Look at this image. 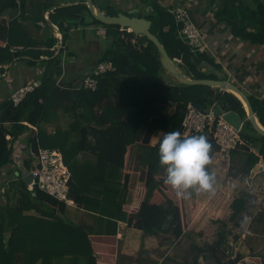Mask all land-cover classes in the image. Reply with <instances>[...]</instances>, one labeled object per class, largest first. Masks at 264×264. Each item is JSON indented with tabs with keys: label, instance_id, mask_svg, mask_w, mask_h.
Listing matches in <instances>:
<instances>
[{
	"label": "trees",
	"instance_id": "1",
	"mask_svg": "<svg viewBox=\"0 0 264 264\" xmlns=\"http://www.w3.org/2000/svg\"><path fill=\"white\" fill-rule=\"evenodd\" d=\"M218 1L220 5L215 16L227 23L234 36L253 44H264V0H252L251 4L247 0ZM114 3L115 0H108L101 9L116 15L121 9ZM144 3L151 6L148 13L142 15L126 11L127 14L152 20L151 30L157 34L172 58L181 59L180 66L186 75L223 79L215 71L206 69V65H210L221 71V65L206 51H195L181 37L182 23L177 21L172 7L156 0H144ZM7 9H19L23 17L26 1L21 0L19 8L17 0H0V14ZM19 17L12 16L9 21L0 18V65L21 60L43 70L35 89L28 92L18 105L9 98L10 95L0 100V169L14 161L17 139L26 135L29 147L28 157L22 162H14L16 168L12 170V175L16 176L14 171L18 170L19 176L10 181L8 186H4L3 193L7 201L5 205H0V224H15L25 220L24 218L28 219L33 242L37 240L34 235L39 237L45 233L44 245L31 246L25 250L32 263L42 259L43 264H51L55 257L71 255L72 264H77L79 257L83 255L87 257V264H97L89 232L83 226L63 217L67 203L37 186L30 189L23 178L38 168V154L43 147L57 148L62 152L71 171V199L85 209L99 213L110 227L113 226L112 231L109 229L110 233H116L118 220H123L129 226L151 234L165 233L175 239L183 237L188 226L183 191H178L165 182L166 171L159 163L158 154L161 139L155 145L151 144V139L160 130L182 132L185 109L189 102L203 108L217 103L225 110H234L246 118L247 112L242 100L233 92L220 88L173 85L167 82L164 79L167 70L162 66L161 54L151 40L133 31L121 30L120 25L102 23L91 14L86 2L57 7L50 14L51 20L63 33L64 47L57 55L51 48L58 38L53 34L42 43L34 40ZM91 24L96 27L95 33L100 26L106 27L105 35L107 38L111 37L109 46L103 50L98 62L111 60L116 69L102 75L95 90L77 88L73 81L63 85L58 79L63 74L64 52L68 47L66 43L70 38V31L79 27L83 29ZM200 60L206 64H202ZM0 70L4 71L5 67L2 66ZM249 99L264 126V99L254 96H249ZM61 110L73 118L68 128L58 125L53 132H48L45 124L58 120ZM246 126H252L249 120L241 131L245 144L231 152L230 171L234 177L242 175L249 178L261 156L264 160V135L257 131L255 135H251L244 131ZM75 134L77 137L74 139ZM205 135L213 145L211 156L219 147L209 134ZM90 136L94 141H90ZM137 141L138 149L129 169H124L125 155L127 152L131 155ZM80 151L93 154L96 162L88 166L80 163L77 159ZM235 164L237 172H232ZM123 171L122 181L119 177ZM134 174L144 182V187H135L134 197L129 204L131 206L127 210L126 196L122 199L112 198L119 197L121 192L122 195H127ZM90 184H95L96 187ZM91 193L96 195L91 196ZM250 196V191L245 190L234 197L229 216L232 228H242L246 218L252 217ZM33 209L41 213V216L24 215L25 210ZM219 221L224 227L228 225L223 219ZM23 224L21 222L19 226ZM20 234L14 230L12 237L5 243L4 232L0 231V264H15L17 249L13 244L15 237ZM228 235L229 230L222 229L213 242L204 246L196 244L194 248L197 255L193 264H198L200 257L208 259L210 256L215 258L217 264L223 263L219 253L222 252V245L227 241ZM239 237L237 234L234 236L235 240ZM242 257L241 253H237L227 264H236Z\"/></svg>",
	"mask_w": 264,
	"mask_h": 264
},
{
	"label": "crops",
	"instance_id": "2",
	"mask_svg": "<svg viewBox=\"0 0 264 264\" xmlns=\"http://www.w3.org/2000/svg\"><path fill=\"white\" fill-rule=\"evenodd\" d=\"M26 1V10L21 17V11L19 9H7V10H16V13L0 14V18H5L9 21L12 16H20L19 19L25 30L28 34L39 42H43L48 38H51L53 34L55 35L56 30L53 28L55 23L51 20L50 14L55 11L57 7L64 5H71L79 2H86V0H25ZM96 5L101 8V6L105 5L108 0H94ZM115 0L116 7L121 9L120 12L127 13L126 11H137L139 9L134 7V2L136 0ZM139 2L142 1V5L139 7L144 13H148L150 11L151 6H148L144 3V0H137ZM163 5H167L170 8L182 6L185 7L193 19V21L198 25L202 32V42L206 44V52L214 58V60L219 63L222 67L221 71L213 69L210 65H206V69L208 71H215L219 76L223 78V80H227L229 82H233L237 84L240 88H242L248 96H254L260 99H264V44H253L248 40H244L243 38L236 37L232 34L230 27L226 22L219 20L215 16L216 9L219 7L220 3L218 0H156ZM250 4L252 0H247ZM120 5H124L121 7ZM20 8V7H19ZM105 11V10H104ZM106 12V11H105ZM144 15V14H142ZM90 20V19H89ZM48 21V22H47ZM57 25V24H56ZM59 27V26H58ZM95 25H87L82 28H74L71 32H80L82 37L80 39L77 36L78 42H91L92 36L94 40L97 38L96 33H94ZM100 28V27H99ZM98 28V30H99ZM81 29L84 31L82 32ZM60 30V28H59ZM98 32V31H97ZM62 35V39L58 36V40L55 45L51 48L55 50V55L59 54L61 48L63 46V33L60 31ZM70 39V38H69ZM68 39V40H69ZM79 43V44H80ZM69 46L68 41L66 43V47ZM68 49V48H67ZM69 50V49H68ZM67 51V50H66ZM71 56L77 57L74 50L71 53ZM101 56V55H100ZM99 56V57H100ZM67 57V56H66ZM65 58V56H64ZM23 61H15L14 63L6 65L4 72L0 75V94L5 92V95H10L14 89L19 86L25 84L26 82L32 79H40L42 75V70L39 66L29 65L27 63H22ZM64 62V59H63ZM202 64H206L203 60H200ZM22 63V64H21ZM97 62L91 63L87 68L81 70L82 64H77L79 66V70L77 72H83V76L86 72H88ZM181 68V66H180ZM182 70V68H181ZM184 72V70H182ZM169 72L164 73V79L173 84H182L175 78H170ZM41 74V75H40ZM69 72L63 68V74L61 75V79L67 78ZM82 76V77H83ZM188 76V75H187ZM193 77V76H189ZM81 79H78L76 84L80 83ZM217 88V87H213ZM232 92V91H231ZM4 95V96H5ZM0 96V100L4 97ZM243 102V101H242ZM244 104V103H243ZM245 107V105H244ZM246 109V107H245ZM247 112V110H246ZM248 114V113H247ZM257 119L259 120L257 114ZM243 118V117H242ZM248 117L243 118L246 121ZM59 119V118H58ZM55 122L52 124H56V128L58 125H61V122H58L56 119L51 121ZM260 122V121H259ZM244 123V125H245ZM261 123V122H260ZM62 128L67 129L62 126ZM165 131L160 130L156 135H154L151 139V144L155 145L158 141L163 137ZM257 133V132H256ZM255 135V134H252ZM141 133H139V137ZM77 135H73L75 139ZM90 141H94V138L90 136ZM140 141V140H138ZM138 141L135 143L133 150L131 152L130 158H133L134 153L138 149ZM256 151L255 148H252ZM14 161L9 163L7 166L0 169V205H5L7 199L5 197L4 186L8 185L10 181L16 178L13 177L12 170L16 168L14 162H22V160L28 157L29 147L26 143V135L21 136L16 140L15 148H14ZM257 152V151H256ZM77 159L80 163L88 166L90 164H94L96 162V157L88 151H80L77 154ZM260 162H262L264 166V160L261 156ZM17 163V162H16ZM15 163V164H16ZM129 153L127 152L125 155V168L129 169L130 165ZM256 175H260L264 177V168L258 172ZM255 175V176H256ZM254 176V178H255ZM124 171L120 173V179L123 181ZM253 178V179H254ZM262 179V178H261ZM261 181L262 185L264 183V179ZM249 182V181H248ZM251 183V182H249ZM92 187H96L95 184H90ZM144 187V182L136 178L134 174L133 179L131 181V189L129 192L122 195V192L119 193L118 196H113L112 199H122L125 196L126 205L125 208L128 210L131 205H129L134 197V189L135 187ZM96 195V193H91V196ZM15 199L12 201V203ZM114 208H117L114 205ZM231 208V207H230ZM262 209V208H261ZM132 212V211H129ZM24 215L26 216H41L36 210H25ZM256 214L252 215V220H256V222H260L262 225L256 226V224H252L250 221L248 225L247 232L244 234L243 238L247 240V245L240 249L242 255H247L250 252V249L254 250L253 253H259L264 256V209L261 210L260 215L256 217ZM66 219H69L75 224L81 225L84 227L86 231L89 232V239L92 244V248L95 256L97 257V264H161L165 260H170L167 256L170 255V252H165L161 255V259L159 257L152 258L154 256L153 251L155 249H162L164 251L169 246L168 244H160L158 240V235L151 234L146 232L143 229H139L134 226H129L126 221L118 220V226L116 233H110L113 229V226L110 227L105 220L99 215V213L89 211L85 209L83 206L78 205L75 201L72 203H67L65 214L63 215ZM25 220H20V222H15V224H0V231L4 232V241H7L12 237L11 234L14 230L20 232V236H16V241H14V247H16L17 252L14 255V263L15 264H43L42 259H38L36 262L32 263L31 257L26 254V249L31 246H42L45 244V233L43 235H39L36 237L37 240L33 242L31 239V231L32 228L28 226L29 220L24 218ZM24 223L22 226H19L20 223ZM27 224V225H26ZM252 224V227H251ZM91 229V230H89ZM41 231V230H39ZM36 234V233H34ZM41 234V233H40ZM1 239V238H0ZM43 239V241H42ZM3 241V242H4ZM252 241V243H248ZM261 241V242H259ZM1 244V240H0ZM248 249V251H247ZM140 251H142L141 257ZM159 253V250L156 251ZM238 252V253H240ZM161 253V252H160ZM247 253V254H246ZM252 253V252H251ZM165 254V255H164ZM73 256L66 255L64 257H55L51 264H72ZM77 264H87V257L80 256Z\"/></svg>",
	"mask_w": 264,
	"mask_h": 264
},
{
	"label": "rangeland",
	"instance_id": "3",
	"mask_svg": "<svg viewBox=\"0 0 264 264\" xmlns=\"http://www.w3.org/2000/svg\"><path fill=\"white\" fill-rule=\"evenodd\" d=\"M133 1V0H132ZM131 1V3H132ZM134 7L139 9L137 11H130L131 13H142L139 8L143 3L142 1H133ZM142 3V4H141ZM124 7V5H120ZM138 16V15H137ZM48 22V21H47ZM123 30V28L121 29ZM128 30V29H127ZM94 31V30H93ZM96 31V30H95ZM96 32V39L92 36L91 42L85 43L78 42L77 36L82 37L80 32H71L70 39L68 40L69 46L67 47V51L64 52L63 68L69 72V76L65 79H61V76L58 79L63 85L68 84V82L73 81L77 82L78 79H82L83 72H77L79 70V66L77 64H82L81 70L87 68L91 63L98 62L99 56L102 54L103 50L107 48L110 44L109 40L111 37L107 38L105 35L106 27L100 26L99 30ZM129 31V30H128ZM95 33V32H94ZM135 41V40H134ZM80 43V44H79ZM75 52L77 57L68 56L69 52ZM23 63V62H22ZM21 63V64H22ZM182 68V67H181ZM183 69V68H182ZM1 72V70H0ZM2 71L1 73H3ZM168 72V71H167ZM166 72V73H167ZM170 78H174L170 73H168ZM41 75V74H40ZM85 75V74H84ZM232 91V90H231ZM230 91V92H231ZM234 92V91H233ZM5 95V92L0 94ZM2 96V97H3ZM6 96V95H5ZM4 96V97H5ZM72 117L70 114L65 111L59 112L58 122H61V125L64 127H68L70 122L72 121ZM55 120V119H54ZM55 122H49L45 124V128L48 132H53L56 129V124H52ZM244 131L249 134H256L255 128L253 126H246ZM213 147V145H212ZM129 160L131 162L132 157ZM231 166V158L227 159L222 156L221 153H213L211 155L210 164L207 166L209 170L214 171L216 174V180L214 182V191H195L192 189L182 190L183 191V201L184 207L186 210V232L180 239H175L171 235H167L165 233H160L158 235V240L160 244H168L167 249L162 251V249L158 248L153 251L155 257H159L161 259V255L165 252H170V255L167 256L172 261L165 260L161 264H193L196 259L197 251L194 246L196 244H200L204 246L209 242H213L217 239V233L219 230L225 229L229 230L230 235L227 237V241L222 245V252L219 253L222 257L223 263L219 264H227L230 258H234L240 249H243L245 245H247V240L243 238L244 234L247 232L248 225L250 221L252 224L262 225L260 222L254 223L256 220H252L250 218H246L243 223L242 228H232V224L229 221V216L231 214V203L237 195L241 194L242 191L249 190L250 191V199L249 203L251 205L250 214H256V217L260 215L261 210L264 209V183L262 185L261 181L264 177L260 175H256L251 183L248 182V178L239 175L238 177H234L231 175L230 171ZM236 166H233L232 172L236 171ZM18 170H15V175ZM15 177V176H13ZM262 178V179H261ZM8 186V185H7ZM186 192H191V195H187ZM255 198V201H254ZM262 208V209H261ZM225 220L228 225L224 227L221 225L219 220ZM251 224V227H252ZM263 226V225H262ZM235 234L240 237L235 240ZM261 242V241H259ZM252 243V241L248 242ZM159 250V253L156 251ZM264 250V249H263ZM248 251V249H247ZM161 252V253H160ZM253 253L254 250L250 249L249 253ZM241 253V252H240ZM164 254V255H165ZM242 254V253H241ZM247 254V253H246ZM142 251H140L139 257H141ZM198 264H217L215 258L210 256L208 259H204L200 257L198 259Z\"/></svg>",
	"mask_w": 264,
	"mask_h": 264
},
{
	"label": "built area",
	"instance_id": "4",
	"mask_svg": "<svg viewBox=\"0 0 264 264\" xmlns=\"http://www.w3.org/2000/svg\"><path fill=\"white\" fill-rule=\"evenodd\" d=\"M18 6H21V0H17ZM178 22L182 23L180 29L181 37L193 47L195 51H205L207 46L202 40V32L198 25L191 18L189 11L182 6L171 9ZM56 30L55 35L62 39L58 25H53ZM180 63L181 59L175 57ZM6 65H0V68ZM116 66L113 61L105 60L96 63L88 72L85 73L77 88H86L95 90L99 83V78L107 72L114 71ZM1 75V73H0ZM39 80L32 79L25 84L14 89L9 98L18 105L28 92L35 89ZM219 104H212L209 108H198L193 102H189L185 109V116L182 122V134H209L218 145V153L224 158L230 159L231 152L241 144H245L241 136L242 128H236L230 123L224 112L216 113ZM247 110V109H246ZM29 124V123H28ZM36 128L35 126L29 124ZM10 137V135H8ZM216 152V153H217ZM38 168L30 171L33 174V181L28 184L30 189L37 186L48 194L63 200L66 203L74 202L71 199L70 179L71 171L64 161L62 152L57 148L41 147L38 154ZM19 172V171H18ZM28 174V173H27ZM16 176L19 174L16 172ZM236 264H264V256L259 253H249L240 258Z\"/></svg>",
	"mask_w": 264,
	"mask_h": 264
},
{
	"label": "water",
	"instance_id": "5",
	"mask_svg": "<svg viewBox=\"0 0 264 264\" xmlns=\"http://www.w3.org/2000/svg\"><path fill=\"white\" fill-rule=\"evenodd\" d=\"M86 4L88 5L91 14L99 21L105 24L110 25H120L123 29H128L129 31L135 32L137 35H144L149 40H151L158 48L161 54V63L162 66L180 83L187 84V85H207L211 87H217L226 91H230V89L237 91L243 99L246 100L247 105L244 103L247 109V119L251 122L252 126L255 130L264 135V126L259 122L256 117V113L253 109L251 101L247 93L240 88L237 84L233 82H229L223 79H211V78H194L187 76L180 68V63L175 59L172 58L165 48L164 44L161 42L159 37L156 33H154L152 28V20L144 17V16H137V15H129L124 12H119L116 15L108 14L101 8H99L94 0H86ZM12 10H6L4 14H10ZM12 13H16V10H13ZM79 85V84H78ZM234 93V92H233ZM235 94V93H234ZM198 108H202L199 104L194 103ZM216 113L219 114L220 112H224L225 108L221 105H218L216 108ZM226 119L232 123L236 128H243L245 120L241 117V115L234 111L230 110L225 113ZM264 168L262 162H258L251 171V174L248 178L249 182H252L254 176L260 172ZM19 174V172L17 171ZM24 180L30 184L33 181V174L28 173L24 177Z\"/></svg>",
	"mask_w": 264,
	"mask_h": 264
},
{
	"label": "clouds",
	"instance_id": "6",
	"mask_svg": "<svg viewBox=\"0 0 264 264\" xmlns=\"http://www.w3.org/2000/svg\"><path fill=\"white\" fill-rule=\"evenodd\" d=\"M211 149V141L203 133L166 131L158 144L159 163L166 171L165 182L178 191H214L216 174L207 167Z\"/></svg>",
	"mask_w": 264,
	"mask_h": 264
},
{
	"label": "bare ground",
	"instance_id": "7",
	"mask_svg": "<svg viewBox=\"0 0 264 264\" xmlns=\"http://www.w3.org/2000/svg\"><path fill=\"white\" fill-rule=\"evenodd\" d=\"M232 89H230V91H231ZM234 91V93L237 95V96H239L243 101H244V103L247 105V102H246V100L245 99H243L242 97H241V95L237 92V91H235V90H232V92ZM248 106V105H247Z\"/></svg>",
	"mask_w": 264,
	"mask_h": 264
}]
</instances>
